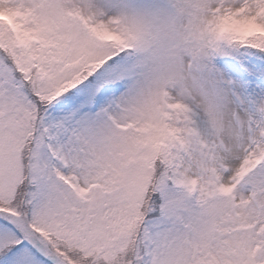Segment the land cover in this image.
I'll return each instance as SVG.
<instances>
[{
    "label": "snow or ice",
    "instance_id": "obj_1",
    "mask_svg": "<svg viewBox=\"0 0 264 264\" xmlns=\"http://www.w3.org/2000/svg\"><path fill=\"white\" fill-rule=\"evenodd\" d=\"M0 264H264V0H0Z\"/></svg>",
    "mask_w": 264,
    "mask_h": 264
}]
</instances>
